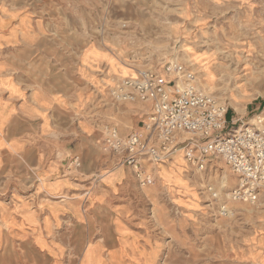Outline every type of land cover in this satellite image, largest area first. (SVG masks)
Masks as SVG:
<instances>
[{
  "label": "crops",
  "instance_id": "crops-1",
  "mask_svg": "<svg viewBox=\"0 0 264 264\" xmlns=\"http://www.w3.org/2000/svg\"><path fill=\"white\" fill-rule=\"evenodd\" d=\"M115 1L15 0L0 12V264H154L162 255L153 246L160 231L139 230L133 218L131 168L101 151L112 115L101 121L99 113L115 108L100 89L136 73L117 66L110 45L85 40L84 18L93 25ZM140 1L153 21L162 0ZM122 105L141 112L144 126L149 104ZM140 122L116 130L144 136ZM180 154L156 167L152 184L159 180L178 207L195 202ZM253 241L239 264H264V236Z\"/></svg>",
  "mask_w": 264,
  "mask_h": 264
},
{
  "label": "rangeland",
  "instance_id": "rangeland-1",
  "mask_svg": "<svg viewBox=\"0 0 264 264\" xmlns=\"http://www.w3.org/2000/svg\"><path fill=\"white\" fill-rule=\"evenodd\" d=\"M140 4V0H116L110 9L114 13L100 15L93 25L85 17V40L110 45L117 66L135 73L150 68L161 71L169 61L192 64L199 88L227 106V123L220 136L264 116V0H162L157 23L154 17L153 21L147 18ZM13 8L15 0H0V12ZM123 78L119 75L100 89L115 111L111 107L110 113H99L101 121L112 115L108 123L121 133L137 130V122L143 120L141 112L122 105L129 103L111 98V90ZM144 121L139 123L143 134ZM181 174L195 202L186 197L178 207L180 202L159 180L137 188L133 209L137 227L160 231V242L153 241V246L161 248L162 255L155 256L154 264L245 262L253 240L264 236V198L254 204L231 201L236 178L220 159H211L200 172L186 165ZM222 205L225 212L220 210ZM172 228L173 233L168 231ZM137 262L132 259V264Z\"/></svg>",
  "mask_w": 264,
  "mask_h": 264
},
{
  "label": "built area",
  "instance_id": "built-area-1",
  "mask_svg": "<svg viewBox=\"0 0 264 264\" xmlns=\"http://www.w3.org/2000/svg\"><path fill=\"white\" fill-rule=\"evenodd\" d=\"M110 95L114 101L150 105L144 136H121L115 127L105 126L101 143L103 152L132 169L140 187L153 184L156 167L181 153L197 171L205 170L211 159L222 160L236 178L231 201L254 204L264 197V116L220 136L227 106L199 88L192 65L169 61L161 71L140 70L122 79ZM74 163L79 165L77 159ZM144 163L152 166L149 172Z\"/></svg>",
  "mask_w": 264,
  "mask_h": 264
},
{
  "label": "bare ground",
  "instance_id": "bare-ground-1",
  "mask_svg": "<svg viewBox=\"0 0 264 264\" xmlns=\"http://www.w3.org/2000/svg\"><path fill=\"white\" fill-rule=\"evenodd\" d=\"M200 172V171H199Z\"/></svg>",
  "mask_w": 264,
  "mask_h": 264
}]
</instances>
